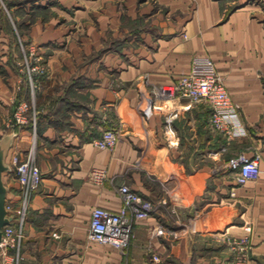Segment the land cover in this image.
Returning <instances> with one entry per match:
<instances>
[{"label":"crops","instance_id":"crops-1","mask_svg":"<svg viewBox=\"0 0 264 264\" xmlns=\"http://www.w3.org/2000/svg\"><path fill=\"white\" fill-rule=\"evenodd\" d=\"M164 1L173 8L191 4L194 12L169 38L144 42L138 61L130 49L133 65L117 69L113 54L99 61L130 83L125 90L110 87L100 70L89 75L90 66L76 71L69 63L71 56L78 62L76 55L59 57L62 68L53 65L52 83L68 85L54 87L53 94L65 98L43 111L36 136L23 125L5 129L11 91L0 77V139L14 132L6 160L37 140L42 171L18 264H154L152 254L160 258L156 264H232L226 236H244L248 225L247 264H264V0ZM194 56L213 60L237 104L230 138L209 127L208 103H168L150 89L188 72ZM76 75L92 82L69 80ZM110 121L119 123L120 138L112 150L100 149L92 141ZM59 143L73 150L62 153ZM229 149L259 153L260 175L237 185L226 166ZM93 168L105 171L102 182L91 179ZM3 179L6 199L17 204L12 166ZM124 183L153 203L150 215L135 223L126 252L88 238L92 208L119 209Z\"/></svg>","mask_w":264,"mask_h":264},{"label":"rangeland","instance_id":"rangeland-1","mask_svg":"<svg viewBox=\"0 0 264 264\" xmlns=\"http://www.w3.org/2000/svg\"><path fill=\"white\" fill-rule=\"evenodd\" d=\"M169 3L164 0H0V77L7 80L8 90L11 91L5 122L7 132L12 128L10 123L21 103L29 105V128L35 135L41 128L40 122L44 121V116H41L43 111L50 113L54 99L59 102L65 98L63 94L62 98L56 99L53 89L68 85L67 82L52 83L51 73L53 65L62 68L61 55H76L80 58L78 62L73 56V62H69L77 65L76 71L90 66L89 75H97L100 70L106 75L104 78L110 87L125 90L130 83L116 74L114 68L107 69L99 62L100 59L116 55L119 59L117 69H125L133 65L127 57L130 49L135 50L134 61H138L144 42L156 45L169 38L172 35L170 31L181 27L194 12L191 4L184 6L179 3L180 6L173 8L175 6ZM234 5L225 12L223 19ZM81 79L92 82L91 78L84 79L78 75L69 78L75 82ZM168 83H151L149 86L152 93L158 96V88ZM159 103L164 105L165 102ZM118 124L108 122L101 128V133L106 128H114L120 138ZM34 145L35 160L39 162L37 140H34ZM57 146L62 153L73 150L64 143ZM234 150L229 149V158L244 152ZM246 230L251 249L249 261L252 255L251 226L248 225Z\"/></svg>","mask_w":264,"mask_h":264},{"label":"built area","instance_id":"built-area-1","mask_svg":"<svg viewBox=\"0 0 264 264\" xmlns=\"http://www.w3.org/2000/svg\"><path fill=\"white\" fill-rule=\"evenodd\" d=\"M157 94L167 99H187L189 104L208 103L212 109L208 119L210 128L221 132L227 138L231 137L232 118L238 113L237 104L233 102L210 57L194 56L190 70L179 74L172 82L161 85ZM28 109V103H21L15 110L10 126L26 124L29 117ZM169 129L172 130L171 127ZM118 140V131L106 128L92 143L100 149L112 150ZM259 159V153L249 156L245 152L236 153L227 159L226 166L237 185H243L260 175ZM9 165L13 167L20 194L17 204L9 199L5 202L6 215L12 218L9 224L2 227L0 256L3 264H18L28 209L33 193L42 181V171L35 160L34 142L25 151L13 153ZM90 177L96 182H102L106 173L102 169L93 168ZM118 189L122 198L119 209L112 210L103 206L92 208L88 238L111 244L126 252L134 235L135 223L150 215L153 203L126 183L121 184ZM233 194L231 191V195ZM162 230L159 227L156 232L160 234ZM226 244L232 257V264L248 263L251 249L247 235L235 236L232 239L226 236ZM151 259L154 264L160 260L156 254H152Z\"/></svg>","mask_w":264,"mask_h":264},{"label":"water","instance_id":"water-1","mask_svg":"<svg viewBox=\"0 0 264 264\" xmlns=\"http://www.w3.org/2000/svg\"><path fill=\"white\" fill-rule=\"evenodd\" d=\"M13 136L14 132H11L0 139V241L2 239V227L9 224L12 218V216L6 215L5 202L8 188L4 182L3 173L10 169L6 158Z\"/></svg>","mask_w":264,"mask_h":264},{"label":"trees","instance_id":"trees-1","mask_svg":"<svg viewBox=\"0 0 264 264\" xmlns=\"http://www.w3.org/2000/svg\"><path fill=\"white\" fill-rule=\"evenodd\" d=\"M26 126H28V128L31 127V118H29V117H28V121H27V123H26ZM12 128H13V127H12ZM9 130L11 131V128H10ZM9 130H8V131H9Z\"/></svg>","mask_w":264,"mask_h":264},{"label":"bare ground","instance_id":"bare-ground-1","mask_svg":"<svg viewBox=\"0 0 264 264\" xmlns=\"http://www.w3.org/2000/svg\"><path fill=\"white\" fill-rule=\"evenodd\" d=\"M167 101H168V102H171V101H172V99H168Z\"/></svg>","mask_w":264,"mask_h":264}]
</instances>
